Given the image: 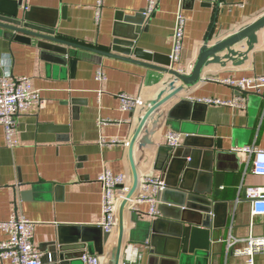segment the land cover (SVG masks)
I'll list each match as a JSON object with an SVG mask.
<instances>
[{
    "label": "crops",
    "instance_id": "crops-1",
    "mask_svg": "<svg viewBox=\"0 0 264 264\" xmlns=\"http://www.w3.org/2000/svg\"><path fill=\"white\" fill-rule=\"evenodd\" d=\"M148 3L149 0H26L20 9L36 7L49 16L56 10L59 37L109 51L116 14L122 11L124 15H134L147 9ZM156 7L147 30H142L136 41L137 50H142L140 58L168 64L187 74L209 37L213 44L264 15V0H213L211 5L207 0H159ZM179 11L185 15L186 25L179 60L172 64L168 56ZM257 39L243 64H209L201 73L204 80L182 92L175 101L233 99L237 92L214 78L264 74V27L258 31ZM233 48L244 53L246 39ZM79 53L83 56L77 58L74 68L64 67L45 59L36 44L8 39L0 30V79L27 76L32 88L45 100L42 107L33 104L19 116L15 145H10L0 126V221L17 213L35 222V245L43 254L42 264H84L85 253L99 255L101 263L108 264L116 233L99 253L77 241L83 233L77 227L96 226L102 219L103 189L98 182L101 172L110 169L116 175H131L126 143L140 108L135 112L122 110L119 94L154 97L167 77L159 70L123 58L82 50ZM99 72L101 79L97 77ZM245 96V106L241 108L208 104L203 125L191 124L201 125L204 134L213 137L215 146L219 139L223 145L218 150L214 147V162L224 179L220 197L229 201L224 225L214 230L213 251L206 264L240 261L227 252L230 238L264 235V218L252 216L251 203L241 190L243 184H262L264 179L251 173L248 154L235 150L246 145L264 149V88L262 93L249 91ZM164 122L165 117L155 135L161 144H167L166 134L172 131ZM180 134L182 143L185 134ZM112 139L118 142L101 144L102 140ZM198 163L203 165V155ZM152 172V164L142 165L141 176ZM154 175L163 176V172ZM209 197H214L213 192ZM148 207L143 203L127 211L122 264L128 254L133 255L127 248L129 243L142 254L137 264H148L150 240L137 226L139 220L152 219L144 214ZM6 238V232L0 230V241ZM261 260L257 258L258 263Z\"/></svg>",
    "mask_w": 264,
    "mask_h": 264
},
{
    "label": "water",
    "instance_id": "water-1",
    "mask_svg": "<svg viewBox=\"0 0 264 264\" xmlns=\"http://www.w3.org/2000/svg\"><path fill=\"white\" fill-rule=\"evenodd\" d=\"M212 1L207 0L210 5ZM24 2L26 0H0V30L8 39L36 44L45 59L74 68L77 58L83 56L79 50L90 51L141 63L167 76L156 95L144 99L138 111L134 131L126 143L131 186L118 207L117 231L109 251L108 264H122L128 204L139 190L141 167L147 163L152 164L153 175L163 172L166 182L165 188L157 195L159 217L137 222V226L145 234V239L150 240L148 264L208 263L213 251L214 230L224 225V211L229 205L228 200L220 197V186L224 184V179L214 162V147L218 150L223 145L219 139L215 146L213 137L204 134L201 126L205 121L208 104L194 99H175L204 80L201 73L209 64L226 66L227 61H233L236 65L243 64L248 58V52L258 42L257 33L264 27V15L213 44L209 37L201 47L192 71L187 74L168 64L140 58L142 50H137L136 41L139 33L147 30L148 22L153 17V14H148L147 9L134 15H124L122 11L116 14L114 38L107 51L59 37L56 10L51 11L53 16H49L44 14L47 11L36 7L20 9ZM243 39H246L247 44L244 53L233 48ZM222 52L224 53L219 55ZM169 61L171 62L170 59ZM173 101L174 104L166 111V107ZM163 117L164 124L172 131L185 134L183 142L176 148L155 140ZM194 122L201 125H191ZM200 155H203V165L198 163ZM198 168L201 171L198 172ZM212 192L218 199L209 197ZM77 228L81 233L83 231L77 241L81 240L83 246H88L91 251L94 248L95 251L103 253V245L109 240L110 234L104 232L98 224Z\"/></svg>",
    "mask_w": 264,
    "mask_h": 264
},
{
    "label": "built area",
    "instance_id": "built-area-1",
    "mask_svg": "<svg viewBox=\"0 0 264 264\" xmlns=\"http://www.w3.org/2000/svg\"><path fill=\"white\" fill-rule=\"evenodd\" d=\"M159 0H149L147 12L152 15L156 12ZM186 18L179 11L176 17V26L173 35L172 51L169 55L171 63L174 64L179 60V56L183 45V36ZM99 79L102 73L99 72ZM215 81L231 86L237 95L228 101L219 98H206L203 101L207 104L216 105H232L234 107H244L246 96L245 93L252 91L262 93L264 88V74L256 76H244L242 78H214ZM0 126H3L10 145H15L19 116L26 112L33 104L43 106L45 100L40 96L39 91L32 88V82L27 76H18L9 78L2 76L0 79ZM121 98V109L135 112L141 107L144 99L134 97L126 93L119 94ZM108 120H101L106 123ZM167 145L176 148L181 144L182 136L179 132L169 131L166 134ZM115 139L110 141L102 140L101 144L116 143ZM237 152L247 153L251 166V173L264 179V149L256 145H246V147L235 148ZM139 194L133 196L128 204V209H137L138 205L147 203L148 209L145 215L151 218L159 217L158 198L157 195L166 186V182L162 175L156 176L151 173L142 174L140 179ZM98 182L101 183L103 189V208L102 219L98 223L103 231L110 234L113 239L118 225L117 211L126 192L131 186L130 174H114L110 169L104 170L98 176ZM241 190L251 203V213L253 217L264 218V183L262 184H243ZM35 222L25 217L23 214L14 213L7 220L0 221V230L5 231L7 237L4 241H0V262L10 260L12 264H42L41 252L35 245ZM148 244V242L146 243ZM241 244V245H240ZM127 248L133 252L128 254L123 264H137L142 258L139 248L132 243ZM227 252L236 258H240L233 264H264V235L256 236L250 234L247 238L232 237L227 244ZM257 258H261V262H257ZM84 264H102L101 257L94 253H85L82 256Z\"/></svg>",
    "mask_w": 264,
    "mask_h": 264
}]
</instances>
